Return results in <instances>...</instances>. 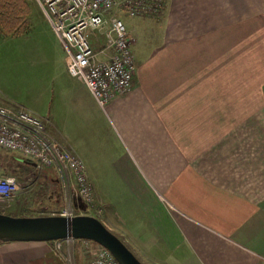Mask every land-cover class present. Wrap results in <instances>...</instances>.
Instances as JSON below:
<instances>
[{
  "label": "crops",
  "instance_id": "obj_1",
  "mask_svg": "<svg viewBox=\"0 0 264 264\" xmlns=\"http://www.w3.org/2000/svg\"><path fill=\"white\" fill-rule=\"evenodd\" d=\"M162 1L145 15L119 13L135 76L106 107L69 72L44 16L55 55L49 73L33 67L30 89L45 86L47 111L17 103L84 160L101 219L144 264H264L261 1L249 16L244 0ZM109 28L91 31L93 46ZM53 243L0 241V264L52 258Z\"/></svg>",
  "mask_w": 264,
  "mask_h": 264
},
{
  "label": "rangeland",
  "instance_id": "obj_2",
  "mask_svg": "<svg viewBox=\"0 0 264 264\" xmlns=\"http://www.w3.org/2000/svg\"><path fill=\"white\" fill-rule=\"evenodd\" d=\"M119 1L122 2L117 0L113 15H119L120 12L133 17L145 15V10L139 14L124 9ZM260 1L262 16H264V0ZM254 8H257L254 0H244L239 10L240 16L251 15L255 12ZM231 14L234 13L231 12ZM113 15L106 16L105 24L109 22L111 25ZM44 16L37 0H0V102L3 103L0 105L18 109L24 107L17 103L22 101L34 107L36 111H47L45 86L43 85L44 89L36 94L30 89L36 77L32 73L37 72V67L41 70L47 67L48 72L55 55L53 44L47 39L48 33L44 28L47 17L44 18ZM110 31L111 28L104 33L105 36H100L101 40L98 36L96 37V33L93 34L96 38L94 48L101 58L107 57L111 47L108 36ZM34 66L35 70L31 72ZM43 74H46L44 70ZM43 120L46 123L45 119ZM47 131L57 142L63 146L66 145L55 130L51 132L47 126ZM65 147L79 156L69 145ZM25 160L33 161L24 158L20 152L0 148V175H15L20 186L14 198L0 201L1 213L18 216L52 214L73 216L85 212L84 214L103 219L106 206L105 203L98 201L88 172L90 195L84 199L77 193L76 179L72 174L68 173V175L56 166L54 168L39 166ZM54 241L55 243L51 245L52 258L48 255L49 251L30 261L22 260L23 264H90L101 246L98 242L89 239L69 238Z\"/></svg>",
  "mask_w": 264,
  "mask_h": 264
},
{
  "label": "built area",
  "instance_id": "obj_3",
  "mask_svg": "<svg viewBox=\"0 0 264 264\" xmlns=\"http://www.w3.org/2000/svg\"><path fill=\"white\" fill-rule=\"evenodd\" d=\"M37 1L66 50L69 72L84 79L102 107L131 90L136 68L133 38L123 17H111L108 36L114 52L110 57L101 58L91 38V31L103 27L106 13L115 9L117 0ZM119 2L124 9L139 14L142 10L155 12L163 6L162 0ZM0 148L20 152L24 158L32 159L39 166H56L72 174L76 179L77 193L84 199L90 195L87 168L83 160L57 142L48 133L43 118L31 110L0 105ZM19 190L15 175H0V201L14 198ZM90 264L121 263L108 248L101 245Z\"/></svg>",
  "mask_w": 264,
  "mask_h": 264
},
{
  "label": "water",
  "instance_id": "obj_4",
  "mask_svg": "<svg viewBox=\"0 0 264 264\" xmlns=\"http://www.w3.org/2000/svg\"><path fill=\"white\" fill-rule=\"evenodd\" d=\"M37 165L36 162L25 160ZM89 239L108 248L121 264H143L101 219L90 214L18 216L0 212V241Z\"/></svg>",
  "mask_w": 264,
  "mask_h": 264
},
{
  "label": "bare ground",
  "instance_id": "obj_5",
  "mask_svg": "<svg viewBox=\"0 0 264 264\" xmlns=\"http://www.w3.org/2000/svg\"><path fill=\"white\" fill-rule=\"evenodd\" d=\"M48 167V166H47ZM52 167V166H51Z\"/></svg>",
  "mask_w": 264,
  "mask_h": 264
}]
</instances>
